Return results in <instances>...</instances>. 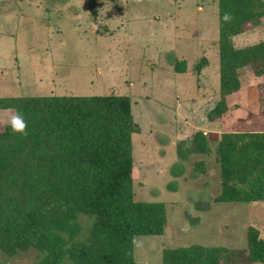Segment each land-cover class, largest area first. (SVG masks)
Here are the masks:
<instances>
[{"label": "rangeland", "instance_id": "1", "mask_svg": "<svg viewBox=\"0 0 264 264\" xmlns=\"http://www.w3.org/2000/svg\"><path fill=\"white\" fill-rule=\"evenodd\" d=\"M217 4L0 0V98H129L139 130L131 137L134 201L162 203L167 219L162 235L134 238V264H161L164 250L189 246L225 248L235 263L249 227L264 239V201L214 200L221 135L264 132V74L256 76L251 65L237 69L228 110L208 118L220 98ZM255 24L230 39L234 49L264 41V18ZM178 62L185 64L181 73ZM7 115L0 109V131ZM197 133L205 152L194 146ZM38 256L32 249L12 257L0 252V264H37Z\"/></svg>", "mask_w": 264, "mask_h": 264}, {"label": "trees", "instance_id": "2", "mask_svg": "<svg viewBox=\"0 0 264 264\" xmlns=\"http://www.w3.org/2000/svg\"><path fill=\"white\" fill-rule=\"evenodd\" d=\"M217 2L220 98L209 119L228 110L240 66L264 74V41L240 49L230 44L247 23L264 18V1ZM175 65L176 72L185 70L184 62ZM8 108L23 114L28 134L13 136L7 125L0 131V252L12 257L32 249L37 264H134V238L162 235L167 219L162 203L134 201L131 137L139 130L129 98H0V109ZM194 139L205 152L204 135ZM217 155L216 202L264 201V132L223 133ZM242 252L233 263L222 247H177L163 251L161 264H264V239L253 227Z\"/></svg>", "mask_w": 264, "mask_h": 264}, {"label": "clouds", "instance_id": "3", "mask_svg": "<svg viewBox=\"0 0 264 264\" xmlns=\"http://www.w3.org/2000/svg\"><path fill=\"white\" fill-rule=\"evenodd\" d=\"M222 19L225 23H228L231 21L232 16L230 13L225 12ZM4 111L8 113V115L5 117L4 123H6L9 127L11 134L21 138L27 136L28 124L23 114L14 108H8ZM257 264H259V262H257Z\"/></svg>", "mask_w": 264, "mask_h": 264}, {"label": "crops", "instance_id": "4", "mask_svg": "<svg viewBox=\"0 0 264 264\" xmlns=\"http://www.w3.org/2000/svg\"><path fill=\"white\" fill-rule=\"evenodd\" d=\"M242 33H244V32H242ZM242 33H241V34H242ZM238 35H240V34H238ZM1 110H2V109H1Z\"/></svg>", "mask_w": 264, "mask_h": 264}]
</instances>
